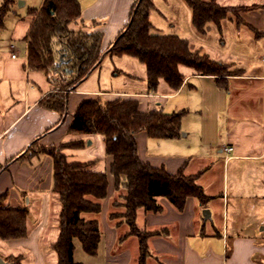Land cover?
Here are the masks:
<instances>
[{
  "label": "crops",
  "instance_id": "1",
  "mask_svg": "<svg viewBox=\"0 0 264 264\" xmlns=\"http://www.w3.org/2000/svg\"><path fill=\"white\" fill-rule=\"evenodd\" d=\"M43 1L38 7H28L25 15H19L9 43L6 46L0 44V161L17 156L8 169L0 173V196L7 193L6 204L9 206L29 208L28 233L23 238L8 239L15 241H10L13 243H10L7 254L0 253L5 264H30L32 252L35 253L34 264H45L43 246L49 245L52 249L51 245L60 233L61 204L52 190V157L45 154L24 160L19 158L35 139L39 138L45 144L84 139L86 145L64 150L68 158L71 150H84L96 140H102L105 149L101 134L68 131L72 114L83 100L91 97L103 100L134 97L143 110L172 112L189 109V104L186 106L189 100L183 93L204 90V85L207 95L196 109L211 108L210 104L216 101L217 109H220L217 126L222 125L220 130L217 127L209 130L213 134L219 131L220 141L214 144L211 154L193 157L188 148L184 150L182 146H174L173 142L182 145L181 139L191 132L189 111L183 117L180 137L160 138L176 140L164 142L175 147L173 156L152 150L155 145L163 144L162 141L156 144L153 141L159 138L149 136L146 131L137 134L139 153L144 161L154 166L164 165L172 173L187 162L186 172L195 174L202 171L198 182L208 195L213 196L206 205H201L196 197H189L182 211L163 197H158L164 207L162 212L139 209L138 225L160 231L148 240L149 254L144 264H264V224L258 223V232L255 233L253 226L258 218L251 217L253 212L249 209L245 215L239 212L236 217H229L231 208L236 211L230 203L233 199L264 201V0H217L223 6L251 7L242 16L258 29L259 36L248 25L239 24L233 18L224 19L220 29L214 23L207 24L206 34L200 35L193 26L192 10L185 0H154L150 11L153 33L185 37L192 49H202L198 48V40L206 39L209 31H215L221 36L219 40L232 39L230 49H234V56L216 60L230 63L231 69H235L234 74L221 82L224 86H220L214 76L201 75L193 68L181 65V72L185 75L182 86L175 90L161 78L155 91L148 89L144 63L130 55L116 56L109 52L129 22L136 0H79L81 21L71 27L78 30L85 25L89 31H102L103 54L100 64L69 92L68 113L64 120L60 114L40 104V100L54 89L53 82L44 71L27 65V37L35 18L30 9L40 8ZM20 5H25V1ZM116 59L123 60V63L116 66ZM115 83L122 86H115ZM141 102L146 103V107H142ZM202 116L201 110L200 118ZM87 140L91 141L89 145ZM224 146H233V150L227 152ZM91 160H95L93 169L108 170L112 156L104 151L103 156L92 155L79 161ZM212 170L216 177L208 175ZM109 181L108 194H113L116 189L111 174ZM205 208L211 210V218L204 217ZM112 212L116 211L109 207L106 218L112 222L104 232L101 231L100 244L104 245L105 264H128L130 254L139 258V240L134 235L125 236L129 231L128 224L122 222V218H111ZM86 217L90 218V215ZM121 227L124 232L120 235L118 229ZM49 237H54L53 241ZM54 253L58 264L57 253Z\"/></svg>",
  "mask_w": 264,
  "mask_h": 264
},
{
  "label": "trees",
  "instance_id": "2",
  "mask_svg": "<svg viewBox=\"0 0 264 264\" xmlns=\"http://www.w3.org/2000/svg\"><path fill=\"white\" fill-rule=\"evenodd\" d=\"M192 10V23L200 35L206 34L209 23L221 28L226 18L246 24L259 36L258 29L241 15L248 6H223L217 0H185ZM14 0H4L0 6V31ZM154 0H136L131 17L125 28L112 43L111 55H130L147 67V84L150 91L158 88L161 78L169 86L179 89L185 75L180 66L193 68L198 74L214 76L220 86L226 76L234 74L232 64L212 58L202 49H192L189 39L178 35L153 33L150 11ZM35 17L28 40V67L44 71L54 89L41 100V106L57 112L61 120L68 113L69 92L96 68L103 54L104 33L89 31L83 25L74 30L71 25L81 21L82 8L79 0H44L40 8H31ZM187 108L165 112L162 109H141L134 97H117L103 100L91 97L83 100L73 112L68 131L74 134H101L104 137L106 154L112 156L108 170L92 168L95 160H70L64 152L67 148L86 145L84 139L61 142L50 147L41 146L32 151L30 146L19 157L29 159L50 155L53 160L52 190L58 195L61 209L59 214V236L51 245L57 253L58 264H81L74 259L75 239L80 240L83 250L98 253L102 238L97 218H87L85 213H99L102 201L108 196L109 174L114 177L116 190H123L124 207L120 212L110 213L111 218H122L129 231L139 240V264H144L149 254L148 240L160 231L145 232L138 225L139 209L162 212L164 207L158 197L166 198L176 209H185L189 197H196L206 205L213 196L206 193L198 182L202 171L186 172L184 162L175 173L164 165L154 166L144 161L139 153L137 134L146 131L154 138H178L182 133V120ZM17 156L0 161V173L8 169ZM7 193L0 196V237L3 239L23 238L28 233V206H9ZM19 259V258H17Z\"/></svg>",
  "mask_w": 264,
  "mask_h": 264
},
{
  "label": "rangeland",
  "instance_id": "3",
  "mask_svg": "<svg viewBox=\"0 0 264 264\" xmlns=\"http://www.w3.org/2000/svg\"><path fill=\"white\" fill-rule=\"evenodd\" d=\"M21 1H25V5H20ZM43 0H16L14 4L10 7V10L7 13L6 21H5V26L4 28L1 29L0 31V44L6 46L9 43L11 31L14 25L15 20L19 15H25L28 12V7L30 6H35L38 7L42 3ZM4 0H0V6L3 4ZM244 11H241V15ZM227 34L229 36L230 32L229 29H227ZM229 38V37H228ZM221 36L217 32L209 31V36L206 39H199V45L198 48H202L204 52H207L210 54V56L214 59H221V58H230V56H234V49H230L232 39H227L223 38L222 40ZM226 41V42H225ZM234 41V40H233ZM194 44L196 45V39L194 38ZM237 56V55H236ZM123 63V60H115L116 66H120ZM129 70V69H127ZM123 78V77H122ZM124 79V78H123ZM115 86H122V84L116 85ZM204 90L199 89V90H194L193 92H187L183 93L184 96H186V99L188 98L189 103H187L186 106L189 104V115H188V125L190 126V134L183 137L180 141L182 145L173 142L174 146H182V148L185 150L188 148L191 150V154H193V157H196V154H202V153H207L211 154V152L214 150V144H217L219 141V131L216 132V134L210 133L209 130L213 129V127L221 129L222 125L219 124L217 126V116H219L220 109H217V102L214 101L213 104L211 105V108L207 107H202L200 111H197L196 107L200 105V100L204 98L206 94V85H204ZM191 89V88H189ZM205 92V93H204ZM239 93V92H238ZM237 93V94H238ZM228 95V94H227ZM212 101V100H211ZM210 101V102H211ZM209 102V103H210ZM142 107H146V103L141 102ZM203 113V116L200 118V113ZM199 124L197 125V123ZM102 137V136H98ZM89 140H87V144ZM155 141V144L157 141H162L163 144L161 146H154L155 149L152 150H157V151H164L166 152L169 156H173L175 154V147H170L169 145L165 143H169L166 141H176V140H168V139H153ZM161 142V143H162ZM165 142V143H164ZM53 144H45L38 140L34 145L30 146L32 151L38 150L41 146L43 147H50ZM89 145V144H88ZM181 148V149H182ZM178 149V148H177ZM70 151V150H69ZM104 143L102 140L98 141L96 140L92 145L87 147L84 150H71L69 153V158L71 160H85L89 158V156H103L104 155ZM215 166V165H214ZM208 175H213L216 177V173L210 172ZM215 179V178H214ZM214 185V184H213ZM216 188V186L214 185ZM112 191V190H111ZM121 193H123V190H114L113 194L111 192L108 194V196L102 201V211L99 213H92L90 214V217L97 218L101 224V231L104 232L106 227L110 225L112 220L106 218V214L109 210L114 209V211L119 212L121 210H124V207L119 206V205H114V203H119L122 202L123 199L121 197ZM58 197V195H57ZM164 198V197H163ZM59 199V198H58ZM166 199V198H165ZM159 201V200H158ZM232 207L236 209V211L230 209L229 217L233 218L237 216V213L241 212L243 215H245L246 212L249 211L253 212L251 213L252 216H257L258 219L255 220L254 224V232H258V223H263L264 224V201L262 200H248V199H233L230 201ZM251 203V207L249 206ZM87 216L88 214L85 213ZM89 216V215H88ZM211 222H209V225ZM141 228V226H140ZM145 232H152L153 230H147L145 228H141V230ZM119 234L121 235L124 232V229L121 227L118 229ZM158 231V230H155ZM50 241H53L52 238L54 237H49ZM10 241H15V240H8V239H3L0 237V253L2 254H7L8 248L10 247ZM48 241V240H47ZM46 241V243H47ZM217 242V241H216ZM120 245V243H118ZM127 249L130 250L129 246ZM43 252H45V264H56L55 263V253L54 250H52L49 245H44ZM104 245L103 243L100 244V250L97 253V255H90L86 253L81 245L80 240L75 239V250H74V259L78 262H81V264H105V259H104ZM34 257L35 253L32 252V255H30V264H34ZM139 259V258H138ZM137 259V255L130 254V257L128 259V264H139Z\"/></svg>",
  "mask_w": 264,
  "mask_h": 264
},
{
  "label": "water",
  "instance_id": "4",
  "mask_svg": "<svg viewBox=\"0 0 264 264\" xmlns=\"http://www.w3.org/2000/svg\"><path fill=\"white\" fill-rule=\"evenodd\" d=\"M88 142H91L90 140ZM203 215L204 217L207 218H211V210L209 208H205L203 210ZM0 264H5V261H3L2 258H0Z\"/></svg>",
  "mask_w": 264,
  "mask_h": 264
},
{
  "label": "built area",
  "instance_id": "5",
  "mask_svg": "<svg viewBox=\"0 0 264 264\" xmlns=\"http://www.w3.org/2000/svg\"><path fill=\"white\" fill-rule=\"evenodd\" d=\"M15 56H16V54H13V57H15ZM223 148H224V150L227 151V152L233 150V146H224Z\"/></svg>",
  "mask_w": 264,
  "mask_h": 264
}]
</instances>
